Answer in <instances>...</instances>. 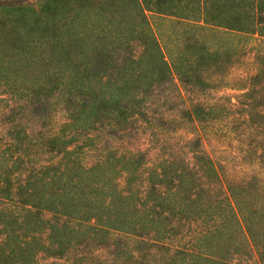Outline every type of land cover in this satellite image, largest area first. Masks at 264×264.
<instances>
[{"label": "trees", "instance_id": "1", "mask_svg": "<svg viewBox=\"0 0 264 264\" xmlns=\"http://www.w3.org/2000/svg\"><path fill=\"white\" fill-rule=\"evenodd\" d=\"M151 15L204 32L180 43L208 56L226 35L264 41V0H44L0 12V85L23 95L0 115V205L27 210L4 220L0 264L35 260L17 242L21 220L63 264H264V156L252 149L258 163L230 177L205 147L214 117L201 105L156 118L154 92L175 75L200 81L214 60L185 44L168 58ZM243 121L264 131L263 117ZM138 122L147 147L109 144Z\"/></svg>", "mask_w": 264, "mask_h": 264}, {"label": "rangeland", "instance_id": "2", "mask_svg": "<svg viewBox=\"0 0 264 264\" xmlns=\"http://www.w3.org/2000/svg\"><path fill=\"white\" fill-rule=\"evenodd\" d=\"M44 0H0V12L12 7H29L35 10ZM172 19V20H171ZM159 18L151 15L150 22L157 34L167 57L175 59L178 50L185 44L189 54L194 53L197 58L214 60V63H204L200 81L195 82L194 76L181 84L179 75H175L172 85L162 86L153 94V110H156L158 118L160 115H167L166 109L171 107L168 113L178 114L181 109L191 104H199L206 113L214 117V121L206 124L202 130L205 136V147L212 154L213 158L224 162L228 174L236 179L239 176H246L250 169V163H258L250 157L251 150H256L257 155L264 156V131L254 130L243 120L247 117L264 118V61L260 58L264 53V41L258 42L254 38L242 35H226L223 40L212 39L211 47L208 49L211 56L206 55L205 49H200L191 42L183 41L185 37L202 36L204 32H190L186 24L173 18ZM193 35V36H192ZM192 36V37H191ZM204 51V52H203ZM218 51V54L215 52ZM185 52L187 57L188 53ZM264 55V54H263ZM201 56V57H200ZM199 59V60H200ZM189 66L195 62L194 58L189 59ZM212 63V65H211ZM19 66L24 64L17 62ZM176 64V63H175ZM183 66L185 63L180 62ZM193 65V64H192ZM176 74V73H175ZM257 76L258 81L252 82L251 78ZM263 77V78H262ZM7 85H0V115H7L15 104L23 105V95H15ZM32 111V110H31ZM18 112V111H17ZM166 112V113H165ZM142 123L135 124L131 129L121 132L127 137L119 138L116 141L110 140L109 144L119 148L147 147L148 129H143ZM188 133L190 128L184 130ZM156 151L150 150L149 158L154 159ZM10 215H17L24 219L27 210L14 207L9 204L0 205V246L7 247L10 243L9 223L4 221ZM16 229L17 242L22 248L27 249L33 246L35 260L33 264H63L55 257H49L37 251L32 239L23 224ZM45 239V238H44ZM7 263H9L7 261ZM11 264V263H9ZM14 264H27L25 258H19ZM105 264H120L117 257H108Z\"/></svg>", "mask_w": 264, "mask_h": 264}]
</instances>
